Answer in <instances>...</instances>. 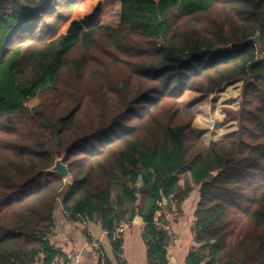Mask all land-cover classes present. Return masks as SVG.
Segmentation results:
<instances>
[{
	"label": "trees",
	"instance_id": "1",
	"mask_svg": "<svg viewBox=\"0 0 264 264\" xmlns=\"http://www.w3.org/2000/svg\"><path fill=\"white\" fill-rule=\"evenodd\" d=\"M117 1L103 25L101 2L0 0V264L63 254L58 204L116 255L139 216L147 264H168L165 214L195 186L185 264H264V0ZM236 81L237 130L204 141L179 97ZM61 156L66 177L48 170Z\"/></svg>",
	"mask_w": 264,
	"mask_h": 264
},
{
	"label": "crops",
	"instance_id": "2",
	"mask_svg": "<svg viewBox=\"0 0 264 264\" xmlns=\"http://www.w3.org/2000/svg\"><path fill=\"white\" fill-rule=\"evenodd\" d=\"M241 84L242 81H236L227 84L224 88L232 85L236 91H239ZM214 93L208 95L197 93L200 96L196 100H202ZM179 102L182 103L181 100ZM187 104L189 102H183V105ZM194 111L196 114L193 123L195 124L198 122L197 118H200L196 117L199 116L197 114L200 111L198 107L194 108ZM196 127L199 128L200 126ZM204 128L205 126H201V130L195 128L199 136L201 138L203 137V139L205 136L202 135L207 133V131L202 132ZM214 138H209L204 141H209ZM198 199L199 192L195 186L184 201H182L179 212L170 218V213H166L165 211L166 219L170 220V227L173 233L172 239L167 246L168 264H185L187 253L192 247L196 246L191 226ZM159 214L160 211L156 213V216ZM54 219L55 222L52 235L49 238L50 241L63 254L71 249L79 251L80 261L78 264H98L101 255L107 256L113 264H147V248L141 234L142 222L133 220L130 223L122 222L118 225V227H122L119 234L122 238V246L121 251L116 255L106 231L101 228L98 222L70 221L62 214L60 204H58L55 210Z\"/></svg>",
	"mask_w": 264,
	"mask_h": 264
},
{
	"label": "rangeland",
	"instance_id": "3",
	"mask_svg": "<svg viewBox=\"0 0 264 264\" xmlns=\"http://www.w3.org/2000/svg\"><path fill=\"white\" fill-rule=\"evenodd\" d=\"M87 1L89 2V5H92L93 3L96 2H101L102 9L99 17L100 24L114 25L117 23L119 8H120L119 2L117 0H87ZM226 55L227 53L224 52L221 56L224 57ZM232 85H230L227 88L223 87L221 90L217 91L216 93L210 96L205 97L202 100L200 99L196 100V98H198V96L200 95L188 90H186L179 97V100H181L182 102L181 104H183V102H189L188 105H190V107L193 110L194 108L197 107L199 108L200 113L197 114L199 116L196 117H200V118H197L198 122H196L195 124L193 123L192 128L197 133L196 129L201 130V126H205V128L202 129L203 130L202 132L207 131V133H204L202 135L205 136L204 139L202 137L203 140L214 137H215L214 139L221 138L237 130L238 128L237 122L235 120L233 121L226 120L225 113L223 111L225 108L237 109L239 107V102H240L239 94L241 87L239 91L238 90L236 91V89H234ZM36 103H37L36 98H28L25 100V104L29 107L35 105ZM195 125L200 127L197 128ZM175 214L176 212L171 213L169 215L170 218ZM168 221L170 224V220Z\"/></svg>",
	"mask_w": 264,
	"mask_h": 264
},
{
	"label": "built area",
	"instance_id": "4",
	"mask_svg": "<svg viewBox=\"0 0 264 264\" xmlns=\"http://www.w3.org/2000/svg\"><path fill=\"white\" fill-rule=\"evenodd\" d=\"M162 226L168 233L170 234L172 233L169 221L163 223ZM121 230H122V227L119 226L116 228L115 233L118 234L121 232ZM79 261H80L79 251L75 249H71L65 254H60V255L55 256V258L52 261V264H78Z\"/></svg>",
	"mask_w": 264,
	"mask_h": 264
},
{
	"label": "water",
	"instance_id": "5",
	"mask_svg": "<svg viewBox=\"0 0 264 264\" xmlns=\"http://www.w3.org/2000/svg\"><path fill=\"white\" fill-rule=\"evenodd\" d=\"M259 38V33H256L254 36L248 38L246 40V42H253L256 43L258 41ZM63 156L56 158L54 164L48 169L51 172H56L59 175H61L62 177H66L68 175V168L67 166L63 163ZM215 173V172H213ZM164 202H166V200L164 199ZM134 221L136 222H142V219L139 216H136L134 218Z\"/></svg>",
	"mask_w": 264,
	"mask_h": 264
}]
</instances>
